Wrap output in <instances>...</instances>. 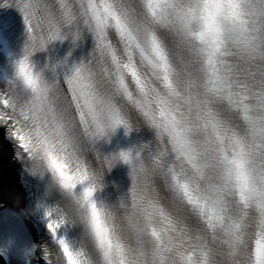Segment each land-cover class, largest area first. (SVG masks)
Listing matches in <instances>:
<instances>
[{"label": "snow or ice", "instance_id": "6c2138e0", "mask_svg": "<svg viewBox=\"0 0 264 264\" xmlns=\"http://www.w3.org/2000/svg\"><path fill=\"white\" fill-rule=\"evenodd\" d=\"M15 5L29 35L0 93V125L61 189L86 184L76 202L102 264H264V0ZM82 30L94 39L87 63L63 79L34 72L33 53ZM129 108L155 129V147L97 157L93 172L85 147L130 131ZM117 160L132 180L120 211L93 199ZM59 226L47 224L54 239ZM57 243L63 264H90L83 249Z\"/></svg>", "mask_w": 264, "mask_h": 264}, {"label": "bare ground", "instance_id": "6f19581e", "mask_svg": "<svg viewBox=\"0 0 264 264\" xmlns=\"http://www.w3.org/2000/svg\"><path fill=\"white\" fill-rule=\"evenodd\" d=\"M8 153V148L3 145L2 140L0 139V179L2 185L0 186V197L5 199L10 194L11 197H13L14 194L19 193L17 186L13 183V177H10L11 175H9L11 171H8L7 168L12 167V164L9 163Z\"/></svg>", "mask_w": 264, "mask_h": 264}, {"label": "clouds", "instance_id": "9594fccd", "mask_svg": "<svg viewBox=\"0 0 264 264\" xmlns=\"http://www.w3.org/2000/svg\"><path fill=\"white\" fill-rule=\"evenodd\" d=\"M36 73H39V72H36ZM17 87L20 88V89H24L25 86L23 84V81L22 80H17ZM42 164H43V161H40Z\"/></svg>", "mask_w": 264, "mask_h": 264}]
</instances>
